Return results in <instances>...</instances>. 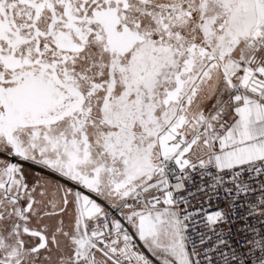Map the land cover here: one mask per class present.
<instances>
[{
    "label": "snow or ice",
    "instance_id": "6c2138e0",
    "mask_svg": "<svg viewBox=\"0 0 264 264\" xmlns=\"http://www.w3.org/2000/svg\"><path fill=\"white\" fill-rule=\"evenodd\" d=\"M0 264H264V0H0Z\"/></svg>",
    "mask_w": 264,
    "mask_h": 264
}]
</instances>
